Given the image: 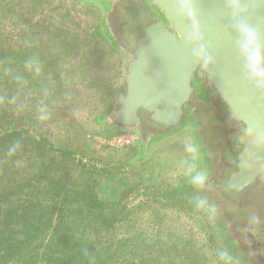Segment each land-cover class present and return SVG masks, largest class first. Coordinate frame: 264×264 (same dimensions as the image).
<instances>
[{
  "label": "rangeland",
  "instance_id": "obj_1",
  "mask_svg": "<svg viewBox=\"0 0 264 264\" xmlns=\"http://www.w3.org/2000/svg\"><path fill=\"white\" fill-rule=\"evenodd\" d=\"M98 17V23L102 22L100 9L84 0H0V71L9 76L15 67L20 70L17 92L22 109L18 115V124L23 126L21 137L32 136L39 142L38 150L44 153V142L39 136L43 132L54 136L58 148L75 152L74 162L55 153L50 166L61 162L60 169H64L63 175L70 182L76 177L84 183L92 182L96 198L110 205L103 214L112 219L111 242L94 241L89 256L130 260L131 264L142 260L145 264H220V250L235 254L236 249L246 256L252 241L251 237L244 239L243 233L248 232L246 221L239 230L237 219L230 222L231 217L223 212L219 225L218 219H210L174 189L181 179L184 159L190 156L186 146L198 145L193 124L178 129L163 142V150L157 152L158 160L153 156L138 163L144 144L135 134L134 146L111 145L116 136L125 133L112 134L96 119L113 91L118 93L124 82L127 62L125 57L108 52L107 40L102 43L94 39L102 38L98 35L99 26H95ZM95 28L97 37H93ZM31 57L42 64L38 76L24 68ZM94 60L101 71L97 88L90 84L96 77ZM4 94L10 103L13 99ZM68 124L72 127L68 128ZM52 127L54 132L50 131ZM20 153H26V147ZM11 156V151L6 150L3 158L11 160ZM5 160L1 162L6 163ZM125 163L132 168L124 172L96 169ZM84 164L88 168H82ZM203 195L212 196L205 192ZM254 262L239 260V264Z\"/></svg>",
  "mask_w": 264,
  "mask_h": 264
},
{
  "label": "water",
  "instance_id": "obj_2",
  "mask_svg": "<svg viewBox=\"0 0 264 264\" xmlns=\"http://www.w3.org/2000/svg\"><path fill=\"white\" fill-rule=\"evenodd\" d=\"M93 1L90 4H94ZM95 1L103 12V19L105 14L112 13L117 23L116 38L124 50L132 53L128 55L124 50H117L113 41L106 39L116 56L125 57L127 68L118 93L113 92L109 97L107 113L102 110L98 116L99 124L112 134H135L140 141L147 129L160 135L165 133L143 146V154L137 161L147 162L163 149V142L173 137L177 130L172 131L181 126L183 107L190 100L192 76L202 68L208 75L209 85L226 101L231 116L249 132L245 138L248 150L240 157L238 170L231 174L227 190H222L224 197L220 194L223 199L239 204L236 196L257 184L260 197L250 207L258 211L254 214L258 223L252 231L243 234L244 239L252 238L251 245L264 247V213L261 211L264 206L261 193L264 144L259 139L264 137V92L253 87L242 72V62L234 45L233 19L225 0H193L200 31L197 42L190 40L191 22L178 14V0H151L161 17L158 14L147 16L142 5L133 7L132 0L113 3L109 12L99 0ZM241 4L247 13L245 19L258 31L264 43V0H241ZM200 45L212 57L211 63L204 64L196 57ZM214 191L212 188L205 193L213 194ZM249 221L246 220L248 227ZM260 257L261 260H255L256 264H264V253Z\"/></svg>",
  "mask_w": 264,
  "mask_h": 264
},
{
  "label": "trees",
  "instance_id": "obj_3",
  "mask_svg": "<svg viewBox=\"0 0 264 264\" xmlns=\"http://www.w3.org/2000/svg\"><path fill=\"white\" fill-rule=\"evenodd\" d=\"M95 32L96 28L93 37H97ZM87 44L91 45V41ZM93 62L96 77L90 84L97 88L101 71L97 60ZM9 74L0 71V264H131L130 260H99L98 255L89 256L94 241L111 242L112 219L104 218L103 214L110 205L96 198L92 182L78 181L80 177L70 182L63 175L64 169H60L61 162L50 166L55 153L74 162L75 152L58 148L54 136L43 132L39 136L44 142V153L38 150L39 142L32 136L21 137L23 126L18 124V115L22 109L17 92L20 70L15 67ZM29 87L32 94L33 81ZM5 92L13 99L10 103L4 99ZM50 131L54 132V127ZM25 147L26 153L21 154ZM6 150L11 151V160L3 158ZM85 167L88 165H82ZM128 168L132 167L127 163L96 167L106 173L124 172Z\"/></svg>",
  "mask_w": 264,
  "mask_h": 264
},
{
  "label": "flooded vegetation",
  "instance_id": "obj_4",
  "mask_svg": "<svg viewBox=\"0 0 264 264\" xmlns=\"http://www.w3.org/2000/svg\"><path fill=\"white\" fill-rule=\"evenodd\" d=\"M91 1L92 0H84L87 5L90 4ZM99 1L105 7V10L109 12L111 9H113V3H129L131 0ZM93 2L94 4L90 5H92L93 8H98V3L95 0ZM132 2L133 7L142 5L147 16L154 17L157 14L160 15V17L162 16L158 7L152 4L151 0H132ZM100 14L101 17H103L101 10ZM99 20L100 18L98 17L97 21H95V26H99V32L102 39L106 41V39L109 38L113 41L117 50H124L123 44L116 38L117 23L115 22L112 13L109 15L105 14L104 19L102 18V22L100 21V23H98ZM124 52H126L128 55L132 54L129 49L127 51L124 50ZM208 79L207 73L203 71L202 68H199L198 72L194 73L191 79L189 92L190 100L183 107L182 124L172 132L184 126H189L190 123L193 124L200 150L199 163L202 165V168H206L211 174L210 190H212V188H215V191L219 190L218 192L214 191V193L211 194L212 196H206L211 201V203H214L218 208V214L214 219H218V223L221 225V216L224 212L226 217H231L230 222H233L235 218L237 219L239 223L238 229L240 230L244 228V222L247 219L250 220L252 215H254L256 212L258 213L257 210L250 206L258 198V196L260 197V190H257V184H254L248 189L244 190L241 196L237 195L236 197L240 200L239 204L242 203L241 205H239L238 202L235 204L232 201L230 202L223 199L224 192H222V190H227L226 186L231 174L238 170V165L241 159L240 157L244 156V151L248 150V145L245 144V138L249 136V132L240 121L231 116L228 111L226 101L219 95L216 88L209 85ZM107 106L104 107V110L107 108L106 111H108ZM162 135H165V133L160 135L152 129H147L143 134L141 142L147 146L153 142L154 139H158ZM192 163L193 161L190 154L189 157L184 159L182 164L183 170L181 171V179L179 180L178 184L174 185L176 193L181 195L182 198L190 203H194L193 198L197 195L205 196L203 193L207 191L196 188L190 182L187 168ZM220 185H222V187ZM261 193H263L264 196V188L261 190ZM234 204L238 206H234ZM245 206L248 207L245 209ZM261 211L264 213V206H262ZM263 249L264 247L262 246L257 248V246L250 244L249 247H247L246 256L244 252L242 253L236 249V253L233 254L231 252V254L238 261L248 259L257 261L262 259L260 256L264 253ZM256 261L254 262L255 264Z\"/></svg>",
  "mask_w": 264,
  "mask_h": 264
},
{
  "label": "clouds",
  "instance_id": "obj_5",
  "mask_svg": "<svg viewBox=\"0 0 264 264\" xmlns=\"http://www.w3.org/2000/svg\"><path fill=\"white\" fill-rule=\"evenodd\" d=\"M178 4V14L192 24L190 40L193 42L199 41L200 31L193 0H178ZM225 6L233 19L234 45L242 62V72L253 87L258 91L264 92V43H262L261 36L245 19L247 13L242 7L241 0H225ZM195 55L198 59H202L204 64L212 62V57L207 53L203 45H200ZM24 68L36 76L42 72V64L36 57H31L26 60ZM259 139L264 144V137H260ZM186 151L191 154L193 161L187 168L190 182L200 190H210L211 174L206 168H202L198 164L200 160L199 146L195 144L187 145ZM193 199L195 207L198 210L204 212L210 219L216 217L218 208L206 196L197 195ZM257 223L258 220L253 215L250 218L249 227L246 230L252 231L253 226ZM217 255L220 264H239V261L227 250H220Z\"/></svg>",
  "mask_w": 264,
  "mask_h": 264
},
{
  "label": "built area",
  "instance_id": "obj_6",
  "mask_svg": "<svg viewBox=\"0 0 264 264\" xmlns=\"http://www.w3.org/2000/svg\"><path fill=\"white\" fill-rule=\"evenodd\" d=\"M137 142V137L133 134L125 133L116 138L111 142V145H116L118 147H131Z\"/></svg>",
  "mask_w": 264,
  "mask_h": 264
},
{
  "label": "crops",
  "instance_id": "obj_7",
  "mask_svg": "<svg viewBox=\"0 0 264 264\" xmlns=\"http://www.w3.org/2000/svg\"><path fill=\"white\" fill-rule=\"evenodd\" d=\"M108 52L112 53V50L108 49ZM98 119H99V118L97 117L96 120H97V122L99 123V120H98ZM160 150H163V149H160ZM157 152H158V151H157ZM158 154H159V153H156V154H155L154 159H157V160H158V158H159V157H158V156H159Z\"/></svg>",
  "mask_w": 264,
  "mask_h": 264
}]
</instances>
